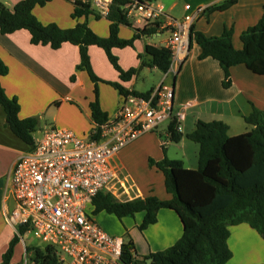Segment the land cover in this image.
Here are the masks:
<instances>
[{
	"label": "crops",
	"instance_id": "0c3cea01",
	"mask_svg": "<svg viewBox=\"0 0 264 264\" xmlns=\"http://www.w3.org/2000/svg\"><path fill=\"white\" fill-rule=\"evenodd\" d=\"M19 1L21 0H0V3L11 9ZM73 1L50 0L44 6L34 7L32 13L43 25L55 24L61 29H70L77 22L85 20L83 17L77 20L72 18ZM155 1L163 7L167 15L180 20L186 13L219 5L225 0ZM185 6H189L190 10L186 11ZM263 15L264 0H237L224 11L200 14L193 22L192 28L194 32L206 37H216L224 30L230 29L232 45L235 49H240V34L254 26ZM86 23L99 37H108L109 21L106 18H95L90 15L86 18ZM135 30L129 24L120 25L118 36L124 40L131 39ZM164 38V34L157 32L149 38L136 39L132 47L114 48L112 54L117 58L123 71L137 68L141 62L149 61V57L145 55V46L159 48ZM199 54L200 48L192 41L188 55L178 67L173 80V114L183 107L186 114L185 120L179 124L180 133L185 135L193 131L197 121H221L228 126L229 136L238 135L239 133L229 134L230 126L226 120L232 116L243 120V117L250 114L252 106L264 113V76L253 74L244 65H236L229 69L230 86L223 88L221 85L223 72L218 63L211 58L199 60ZM88 56L92 71L100 80L118 83L127 91L145 93L158 86L162 80V73L159 71L161 75L155 84L146 89H138L136 86L140 72L144 68L149 71L157 70L156 68L144 67L130 81L122 82L102 49L90 46ZM0 61L8 70L5 76H0V85L8 98L17 99L18 118L20 120L35 118L37 121L35 132L31 135L33 139L39 138L42 129L48 125L65 128L80 138L89 136L94 126L89 109V104L94 101V85L85 71L76 70L79 63L76 46L64 43L59 49L52 50L49 46L31 44L30 35L26 30H18L8 35L0 33ZM72 76L74 81H71ZM170 80L172 82V78ZM97 88L100 108L108 118H111L116 111L120 95L111 86L103 83H98ZM3 117L0 122V263L9 242L16 235L15 229L6 222V216L14 206L10 195L9 174L16 160L32 146L16 138L6 124L5 115ZM153 133H146L134 141H138L142 146L156 143L159 147V150L144 149L147 162L149 159L159 161L165 156L168 159L181 160L187 169H196L198 145L190 146L188 143L191 141L182 137L180 141L174 143L175 146H172L183 150L192 147L195 153L194 163L191 167H186L185 154L180 157L170 155L167 143L163 152L164 142L156 132ZM165 135L169 139L167 127ZM120 155L123 156V153L119 152L112 159L113 165H115L113 161L119 159ZM122 169H126L125 164L119 168ZM125 175L118 176L125 182L123 186L129 188V194H123L122 188L116 185L117 192L113 197L118 201L149 195L160 200L171 198L165 192L162 174L154 167H148V174L139 179L141 184L147 180L143 192L129 174ZM131 193H134L133 197L129 196ZM143 216L144 213H137L134 218H123L118 221L113 215L101 212L94 217L100 227L111 236L123 238V234L127 232L134 244L136 264H148L142 258L172 246L181 237L183 227L174 211L161 209L156 215V222L140 231L138 226ZM229 232L227 245L232 257L226 264L264 263V239L253 229L246 224H240L231 227ZM24 237L26 235L18 237L10 264H35L33 249L45 247L39 241V245H26Z\"/></svg>",
	"mask_w": 264,
	"mask_h": 264
},
{
	"label": "trees",
	"instance_id": "16d2710c",
	"mask_svg": "<svg viewBox=\"0 0 264 264\" xmlns=\"http://www.w3.org/2000/svg\"><path fill=\"white\" fill-rule=\"evenodd\" d=\"M49 1L21 0L11 9L0 3V33L8 35L18 30H26L31 44L49 46L52 50L59 49L64 43L76 46L79 52L76 70L85 71L94 85V101L89 104L94 125H103L108 119L99 105L98 83L111 86L120 96L131 93L146 97L149 91H127L118 83L100 80L90 65V46L104 51L122 82L130 81L144 67L156 68L161 73L168 70V50L148 45L145 46L148 63L141 62L139 67L127 71L120 68L112 49L132 47L136 39L155 32L153 27H148L142 31L135 30L133 37L128 40L118 36L119 26L128 24L122 8L127 0H112L106 17L109 21L107 38L99 37L88 28L86 18L90 15L95 18L99 16L90 9L88 3L80 0L73 1L72 18L77 20L83 17V22H77L70 29H61L55 24H41L32 10ZM236 2L237 0H225L219 5L204 9L203 14L224 11ZM191 39L200 48L199 60L211 58L218 63L223 72V88L230 86L229 69L236 65H244L253 74L264 76V15L254 26L240 34V49L233 47L230 29L224 30L219 36L206 37L194 32L192 28ZM7 72L6 66L0 61V76H5ZM71 81H74V76ZM0 107L12 134L21 142L32 145L31 135L36 129V119L20 120L17 99L8 98L1 85ZM243 120L250 129L235 136L228 135V126L221 121H197L193 131L185 135L176 130L175 122H170L167 133L171 142L177 143L184 137L198 145L197 168L187 169L181 160L168 159L165 156L159 161L149 159L148 166L162 174L165 192L171 198L160 200L149 195L118 201L109 192L103 191L92 199L93 216L104 212L121 221L123 218H134L137 213H144L138 226L143 231L156 222L159 210L170 209L181 221V237L165 250L143 257V261L148 264H226L232 257L227 245L231 227L246 224L264 239V113L252 106L250 114L243 117ZM164 150L165 147L162 146V151ZM18 233L22 234V229L19 228ZM18 237L15 235L9 242L0 264H10ZM122 237V263L136 264L132 239L127 232ZM33 251L35 264H59L54 248L45 246Z\"/></svg>",
	"mask_w": 264,
	"mask_h": 264
},
{
	"label": "built area",
	"instance_id": "2783aa9c",
	"mask_svg": "<svg viewBox=\"0 0 264 264\" xmlns=\"http://www.w3.org/2000/svg\"><path fill=\"white\" fill-rule=\"evenodd\" d=\"M100 18H106L112 0H80ZM128 24L142 31L153 27L164 34L160 47L169 52V68L158 86L146 97L131 93L120 96L116 111L103 125H94L89 136L80 138L65 128L45 126L30 150L14 163L10 174L13 209L6 222L16 235L31 236L56 250L59 264H123V240L101 229L92 214V199L99 192L128 195L112 159L126 146L160 124L185 120V107L173 114L171 78L188 55L191 29L204 9L176 20L156 1L127 0L122 7ZM186 11L189 6L184 7ZM97 136V138H94ZM166 146V144H162ZM22 229V234L18 229ZM59 251V253L57 252Z\"/></svg>",
	"mask_w": 264,
	"mask_h": 264
},
{
	"label": "rangeland",
	"instance_id": "374dc122",
	"mask_svg": "<svg viewBox=\"0 0 264 264\" xmlns=\"http://www.w3.org/2000/svg\"><path fill=\"white\" fill-rule=\"evenodd\" d=\"M179 13L180 12H178V14ZM160 75H161L160 72L157 70L149 71L144 68L143 71H141L140 74L138 75V79H137L138 85L136 87L138 89L149 88L150 86L156 83V81L160 78ZM3 116H4V111L0 107V122L2 121V118H4ZM226 121L229 123V126H230L229 134H236V133L242 134V133L247 132L250 129V127L239 117L232 116V118L231 117L227 118ZM167 125H168V122L162 123L157 129L156 134L161 138L162 142L167 143V147L170 148L169 149L171 152L170 155L180 157L181 155L185 154V157H184L185 166L191 167L194 163V155H195L192 147L188 148L187 150L186 149L183 150L178 147H175V148L172 147V146H175V144L172 143L165 135V130H166ZM188 144H190V146H197V144L193 142H189ZM145 146H142V144L140 145L138 141L134 142L133 144L126 146L127 147V148L125 147L126 149L125 148L124 150L121 149L119 152H121V154L123 153V156L120 155L119 159H115L113 161L115 163L114 166H117L118 168H120L123 164L126 165V169L119 170L118 172L119 176L123 177L125 174H129L132 177V179L135 181L136 186L139 189L141 188L142 192L144 191V185L147 180H145L141 184V181L139 179L148 174V167H149L147 159L145 157L146 152L144 151V149L145 148L146 149L156 148V150H159L158 149L159 147H157L156 143H148ZM188 161H190V163ZM196 168H197V162H196ZM155 185H156V182H155ZM133 195L134 193H131L129 196L133 197ZM98 222L100 223V219H98ZM23 239L26 245H39L40 244L38 240L36 241V239H32V237L30 236H26ZM57 252L59 253L58 250Z\"/></svg>",
	"mask_w": 264,
	"mask_h": 264
},
{
	"label": "water",
	"instance_id": "95a60500",
	"mask_svg": "<svg viewBox=\"0 0 264 264\" xmlns=\"http://www.w3.org/2000/svg\"><path fill=\"white\" fill-rule=\"evenodd\" d=\"M173 84H174V82H173ZM173 84H172V85H173Z\"/></svg>",
	"mask_w": 264,
	"mask_h": 264
}]
</instances>
